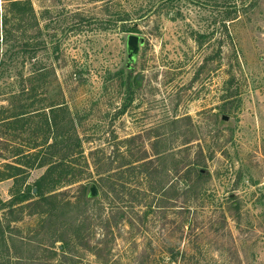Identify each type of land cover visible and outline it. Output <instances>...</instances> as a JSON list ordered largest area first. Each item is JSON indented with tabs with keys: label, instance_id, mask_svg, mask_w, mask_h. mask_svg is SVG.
I'll use <instances>...</instances> for the list:
<instances>
[{
	"label": "rangeland",
	"instance_id": "1",
	"mask_svg": "<svg viewBox=\"0 0 264 264\" xmlns=\"http://www.w3.org/2000/svg\"><path fill=\"white\" fill-rule=\"evenodd\" d=\"M3 175L0 264H264V0H0Z\"/></svg>",
	"mask_w": 264,
	"mask_h": 264
},
{
	"label": "trees",
	"instance_id": "2",
	"mask_svg": "<svg viewBox=\"0 0 264 264\" xmlns=\"http://www.w3.org/2000/svg\"><path fill=\"white\" fill-rule=\"evenodd\" d=\"M14 120L16 119V117L15 118H13ZM13 120V121H14ZM13 121L12 122H10V124H12L13 123ZM48 165V168H47V173L45 174V175H43L39 180H38V182H37V184L38 185H41V184H43L44 182H45V184L46 183H49V180L48 179H50V176H51V173L52 172H54L55 171V169H56V167H58V166H56V164L55 165H52V164H47ZM119 178H120V176H118ZM2 178H4V179H6V178H10V176H8V175H3V176H0V180L2 179ZM116 178V177H115ZM53 183H55V181L53 182ZM54 185H52L51 187H53ZM58 195L57 194H51L49 197L50 198H52V199H54V198H56ZM48 197V196H47ZM26 200V197H21V199H15V201H11V202H18V203H22L23 201H25ZM11 202H9V203H7L8 205L9 204H11ZM36 204H38V203H36L35 201L34 202H31L27 207H29V206H33V205H36ZM4 205V204H3ZM65 206H72L73 204H71L68 200H66V202H65V204H64ZM1 230V229H0ZM8 237V238H7ZM9 240L10 239V236H6L5 237V235H3V232H2V230H1V232H0V239L3 241V243L4 242H7L6 240L7 239ZM10 243V242H9ZM64 243V242H63ZM15 244V240H11V243H10V245H11V247H12V250L14 251V247H13V245ZM4 245H6V244H4ZM10 245L9 244H7L6 245V250H10ZM20 245V244H19ZM64 245V244H63ZM21 246V245H20ZM63 248V247H62ZM64 249V248H63Z\"/></svg>",
	"mask_w": 264,
	"mask_h": 264
},
{
	"label": "water",
	"instance_id": "3",
	"mask_svg": "<svg viewBox=\"0 0 264 264\" xmlns=\"http://www.w3.org/2000/svg\"><path fill=\"white\" fill-rule=\"evenodd\" d=\"M136 43H137V37L133 36V35L129 36L128 44L130 46H134V45H136ZM89 192H90V195L93 197L97 195V190L95 189V187H91Z\"/></svg>",
	"mask_w": 264,
	"mask_h": 264
}]
</instances>
